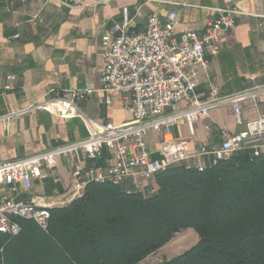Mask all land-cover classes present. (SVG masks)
<instances>
[{
    "label": "crops",
    "instance_id": "1",
    "mask_svg": "<svg viewBox=\"0 0 264 264\" xmlns=\"http://www.w3.org/2000/svg\"><path fill=\"white\" fill-rule=\"evenodd\" d=\"M225 8H234L240 15L233 27L222 34L217 55H205L208 72L197 71L196 95L200 100L208 97L213 85L220 95L264 86V0H85L83 7L65 6L61 0H0V117L53 95L69 98L88 90L76 100L86 118L98 124L128 123L131 115L124 109L122 96H115L106 106L99 83L104 67L101 39L106 30L122 21V10L128 12L131 34L143 32L152 14L163 22L169 12L175 13L176 32L200 34ZM15 35L18 37L12 39ZM10 76V88L5 89ZM183 108V104L177 106V110ZM173 111L169 108L165 114ZM259 116L264 117L263 98L258 99L257 108L250 101L241 103L239 124L227 105L211 110L207 119L194 125L193 134L183 121L171 131L176 140H185L197 153L200 148L219 147L222 132H245V125ZM85 135L78 118L62 119L44 111L16 116L6 124L0 122V162L46 152ZM145 141L147 149L153 151L154 134L148 133ZM251 141L264 148V134ZM204 161L208 164L209 157ZM43 176L34 180L29 189H22L18 199L49 203L67 196L70 178L64 160L52 172L44 171Z\"/></svg>",
    "mask_w": 264,
    "mask_h": 264
},
{
    "label": "built area",
    "instance_id": "2",
    "mask_svg": "<svg viewBox=\"0 0 264 264\" xmlns=\"http://www.w3.org/2000/svg\"><path fill=\"white\" fill-rule=\"evenodd\" d=\"M65 6L83 7L85 0H61ZM240 13L225 8L219 18L209 22L200 34L182 30L176 32V16L169 12L161 22L156 14L147 18L143 32L131 34L130 19L122 10V21L105 31L101 39L104 67L99 79L104 103L110 106L120 95L131 121L122 125L98 124L86 118L77 108L76 100L88 93H74L69 98L53 95L15 112L0 117L7 123L13 117L33 111H44L62 119L78 118L86 130L84 138L58 145L49 151L23 159L0 162V236L14 237L20 232V220L32 221L46 231L50 209L67 205L79 198L90 184L118 186L129 181L134 190L155 191L154 177L173 166L202 171L205 157L208 164L228 158L233 152L245 148L255 154L264 148L253 145L252 138L264 134V117L245 125L241 134L222 132L220 146L197 153L185 140H176L172 127L183 121L190 134L194 125L207 119L211 110L229 105L235 121L240 123L241 103L250 101L257 108L259 98L264 99V86L238 94L220 95L217 86L210 88L208 97L200 100L196 95L197 71L207 73L206 54L217 55L220 39L231 29ZM18 36H12L16 39ZM13 76L4 85L9 89ZM183 104L182 110L177 106ZM174 110L165 114L167 109ZM156 138V147L149 151L145 138L148 133ZM106 152L107 156L104 157ZM60 160L69 167L68 194L49 203L38 199H18L22 189H29L34 180L43 178L44 171H53ZM57 183V180H53ZM4 191V193H2Z\"/></svg>",
    "mask_w": 264,
    "mask_h": 264
},
{
    "label": "trees",
    "instance_id": "3",
    "mask_svg": "<svg viewBox=\"0 0 264 264\" xmlns=\"http://www.w3.org/2000/svg\"><path fill=\"white\" fill-rule=\"evenodd\" d=\"M153 185L90 184L50 209L46 231L20 220L18 235L0 236V264H142L189 229L198 241L155 264H264V151L173 166Z\"/></svg>",
    "mask_w": 264,
    "mask_h": 264
},
{
    "label": "rangeland",
    "instance_id": "4",
    "mask_svg": "<svg viewBox=\"0 0 264 264\" xmlns=\"http://www.w3.org/2000/svg\"><path fill=\"white\" fill-rule=\"evenodd\" d=\"M149 138V137H148ZM151 139H148V145H151ZM188 233H180L166 246L159 250L156 254L148 257L142 264H155L164 258H169L174 254L181 253L193 246L197 241L194 231L186 230Z\"/></svg>",
    "mask_w": 264,
    "mask_h": 264
}]
</instances>
